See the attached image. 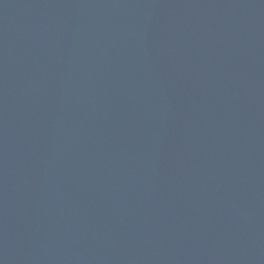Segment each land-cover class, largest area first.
Listing matches in <instances>:
<instances>
[{
  "label": "water",
  "instance_id": "water-1",
  "mask_svg": "<svg viewBox=\"0 0 264 264\" xmlns=\"http://www.w3.org/2000/svg\"><path fill=\"white\" fill-rule=\"evenodd\" d=\"M0 264H264V0H0Z\"/></svg>",
  "mask_w": 264,
  "mask_h": 264
}]
</instances>
